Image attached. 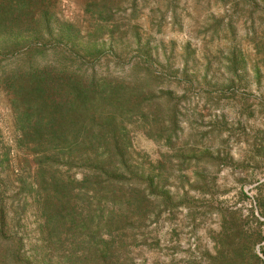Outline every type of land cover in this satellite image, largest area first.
Wrapping results in <instances>:
<instances>
[{
    "label": "rangeland",
    "instance_id": "obj_1",
    "mask_svg": "<svg viewBox=\"0 0 264 264\" xmlns=\"http://www.w3.org/2000/svg\"><path fill=\"white\" fill-rule=\"evenodd\" d=\"M86 2L58 0L59 17L86 30ZM114 13L120 56L107 51L96 71L127 76L144 50L161 77L155 100L165 104L146 102L127 122L146 199L84 204L96 218L79 233L99 224L107 241L99 264H264V0H118ZM14 129L0 88L8 144ZM10 206L29 253L42 238L41 211L33 202Z\"/></svg>",
    "mask_w": 264,
    "mask_h": 264
},
{
    "label": "trees",
    "instance_id": "obj_2",
    "mask_svg": "<svg viewBox=\"0 0 264 264\" xmlns=\"http://www.w3.org/2000/svg\"><path fill=\"white\" fill-rule=\"evenodd\" d=\"M117 5L87 0L83 30L59 17L58 0H0V88L16 133L11 144L0 137V264H99L107 253L99 224L79 233L96 218L83 205L146 199L127 153V122L146 102H165L155 100L161 77L144 50L122 78L95 69L107 51L119 59ZM11 202L41 211L42 238L29 253Z\"/></svg>",
    "mask_w": 264,
    "mask_h": 264
}]
</instances>
